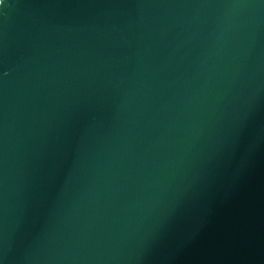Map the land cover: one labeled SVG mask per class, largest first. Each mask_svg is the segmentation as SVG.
Segmentation results:
<instances>
[{
    "label": "water",
    "instance_id": "obj_1",
    "mask_svg": "<svg viewBox=\"0 0 264 264\" xmlns=\"http://www.w3.org/2000/svg\"><path fill=\"white\" fill-rule=\"evenodd\" d=\"M0 264H264V0H0Z\"/></svg>",
    "mask_w": 264,
    "mask_h": 264
}]
</instances>
